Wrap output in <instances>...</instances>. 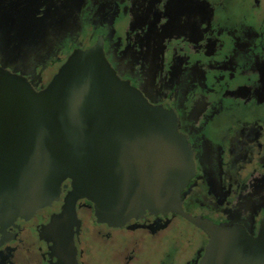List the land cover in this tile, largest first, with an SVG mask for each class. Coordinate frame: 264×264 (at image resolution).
<instances>
[{
	"label": "flooded vegetation",
	"instance_id": "1",
	"mask_svg": "<svg viewBox=\"0 0 264 264\" xmlns=\"http://www.w3.org/2000/svg\"><path fill=\"white\" fill-rule=\"evenodd\" d=\"M96 45L120 80L174 116L193 163L181 211L256 237L264 0H0V68L34 92L74 50ZM71 191L67 178L56 199L0 225V264H201L209 237L182 213L112 223Z\"/></svg>",
	"mask_w": 264,
	"mask_h": 264
},
{
	"label": "water",
	"instance_id": "2",
	"mask_svg": "<svg viewBox=\"0 0 264 264\" xmlns=\"http://www.w3.org/2000/svg\"><path fill=\"white\" fill-rule=\"evenodd\" d=\"M33 90L0 68V225L56 199L68 178L71 198L89 199L108 222L182 213L209 237L201 264H264V221L251 237L181 211L193 163L174 116L120 80L99 45L74 50Z\"/></svg>",
	"mask_w": 264,
	"mask_h": 264
}]
</instances>
